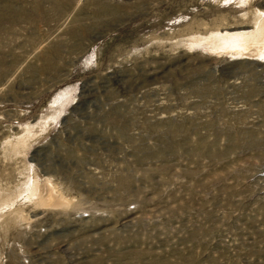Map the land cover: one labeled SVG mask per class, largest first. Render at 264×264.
<instances>
[{
    "label": "rangeland",
    "instance_id": "obj_1",
    "mask_svg": "<svg viewBox=\"0 0 264 264\" xmlns=\"http://www.w3.org/2000/svg\"><path fill=\"white\" fill-rule=\"evenodd\" d=\"M264 0H0V264H264Z\"/></svg>",
    "mask_w": 264,
    "mask_h": 264
},
{
    "label": "bare ground",
    "instance_id": "obj_2",
    "mask_svg": "<svg viewBox=\"0 0 264 264\" xmlns=\"http://www.w3.org/2000/svg\"><path fill=\"white\" fill-rule=\"evenodd\" d=\"M222 44L233 48H245L249 43H264V24L260 26L256 33H226L222 35Z\"/></svg>",
    "mask_w": 264,
    "mask_h": 264
}]
</instances>
